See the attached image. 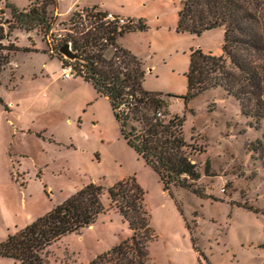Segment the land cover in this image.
I'll return each instance as SVG.
<instances>
[{
	"label": "rangeland",
	"instance_id": "obj_1",
	"mask_svg": "<svg viewBox=\"0 0 264 264\" xmlns=\"http://www.w3.org/2000/svg\"><path fill=\"white\" fill-rule=\"evenodd\" d=\"M36 1L2 0V26L10 20L6 3L23 8ZM56 1L59 16L48 7L55 17L51 34L13 29L9 42H2L20 50L0 71V242L95 183L103 187L105 210L43 252L46 264H86L130 235L106 189L134 178L154 232L148 264H264V119L257 127L222 88L185 101L191 51L220 55L223 29L176 32L179 0ZM103 2L122 4L134 23L146 26L124 33L119 42L141 62L142 88L160 93L169 113L184 118L199 195L172 185L164 190L157 173L122 137L108 99L75 71L62 77L55 48L70 32L67 9L74 3L85 19L90 8L84 6ZM0 264L20 263L0 256Z\"/></svg>",
	"mask_w": 264,
	"mask_h": 264
},
{
	"label": "trees",
	"instance_id": "obj_2",
	"mask_svg": "<svg viewBox=\"0 0 264 264\" xmlns=\"http://www.w3.org/2000/svg\"><path fill=\"white\" fill-rule=\"evenodd\" d=\"M5 5L10 10V20L6 21V29L0 22V71L20 50L11 42L2 44L9 42L10 32L39 28L45 36L51 34L55 17L49 15L48 7L56 9L57 2L37 0L23 8ZM89 8L85 19L78 10L69 15L70 32L59 39L55 50L69 43L80 59L71 61L59 54L61 67L70 64L77 76L108 99L122 137L157 173L164 190L170 191L172 185L199 195V188L193 186L199 172L188 156L184 118L169 113L160 93L142 88L141 62L118 44L124 33L144 30L146 26L129 18L124 25L106 23L102 20L106 11ZM217 27L223 29L221 54L196 49L189 55L185 101L209 89L222 88L237 101L241 114L254 118L258 127L264 119V0H179L176 32L200 35ZM102 193L103 187L95 183L81 187L8 235L0 242V256L20 264H46L43 252L50 244L91 225L105 210ZM106 193L110 205L127 222L130 235L86 264H148L147 247L154 232L142 202V189L134 178H127L116 181Z\"/></svg>",
	"mask_w": 264,
	"mask_h": 264
},
{
	"label": "crops",
	"instance_id": "obj_3",
	"mask_svg": "<svg viewBox=\"0 0 264 264\" xmlns=\"http://www.w3.org/2000/svg\"><path fill=\"white\" fill-rule=\"evenodd\" d=\"M57 2V1H56ZM77 5H74V3H72L70 5V7L67 9V11L69 12L68 13V17L69 15L71 14V12L73 11V9L76 7ZM96 7L97 10L99 11H107V12H112L116 15H120V16H123L125 18H129V19H132L134 18L133 16V13L132 11L130 10H126L125 7L122 5V4H117V5H109V6H106L104 5V2L103 3H93V4H89V5H86L84 6L85 8H89V7ZM55 14L59 16V13L57 11V7H56V11H55ZM67 17V18H68ZM66 18V19H67ZM133 31L131 32H128V33H132ZM120 39V38H119ZM119 39H118V44L120 45V42H119ZM121 46V45H120Z\"/></svg>",
	"mask_w": 264,
	"mask_h": 264
},
{
	"label": "built area",
	"instance_id": "obj_4",
	"mask_svg": "<svg viewBox=\"0 0 264 264\" xmlns=\"http://www.w3.org/2000/svg\"><path fill=\"white\" fill-rule=\"evenodd\" d=\"M99 10L95 9L94 12H97ZM102 20L106 23H114L116 25H124L128 22L127 18L120 16V15H116L112 12H105V14L102 16ZM62 77L65 79H68L70 77H72L75 72L72 68V66L70 64L62 67Z\"/></svg>",
	"mask_w": 264,
	"mask_h": 264
},
{
	"label": "water",
	"instance_id": "obj_5",
	"mask_svg": "<svg viewBox=\"0 0 264 264\" xmlns=\"http://www.w3.org/2000/svg\"><path fill=\"white\" fill-rule=\"evenodd\" d=\"M58 53L71 61L80 59V55L71 49L69 43H64L61 45L58 48Z\"/></svg>",
	"mask_w": 264,
	"mask_h": 264
}]
</instances>
